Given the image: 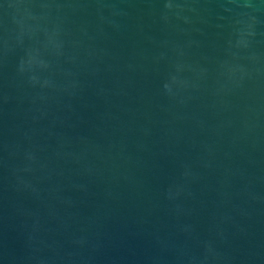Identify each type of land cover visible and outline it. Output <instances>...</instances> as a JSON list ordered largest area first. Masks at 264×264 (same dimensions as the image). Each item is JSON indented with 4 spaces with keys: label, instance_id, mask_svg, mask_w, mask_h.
<instances>
[{
    "label": "water",
    "instance_id": "1",
    "mask_svg": "<svg viewBox=\"0 0 264 264\" xmlns=\"http://www.w3.org/2000/svg\"><path fill=\"white\" fill-rule=\"evenodd\" d=\"M0 264H264V0H0Z\"/></svg>",
    "mask_w": 264,
    "mask_h": 264
}]
</instances>
